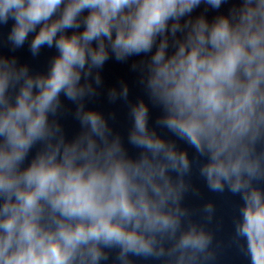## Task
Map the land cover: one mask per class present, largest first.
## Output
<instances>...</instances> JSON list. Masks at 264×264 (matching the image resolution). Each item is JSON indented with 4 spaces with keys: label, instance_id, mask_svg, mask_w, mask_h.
<instances>
[{
    "label": "clouds",
    "instance_id": "clouds-1",
    "mask_svg": "<svg viewBox=\"0 0 264 264\" xmlns=\"http://www.w3.org/2000/svg\"><path fill=\"white\" fill-rule=\"evenodd\" d=\"M10 21L0 49L55 55L35 71L0 50V264H215V204L203 222L184 204L194 169L239 197L232 240L264 264V0H0ZM113 59L144 93L107 89L135 155L115 114L88 106Z\"/></svg>",
    "mask_w": 264,
    "mask_h": 264
}]
</instances>
